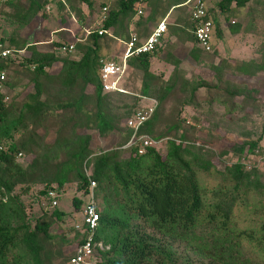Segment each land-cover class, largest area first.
Masks as SVG:
<instances>
[{"label":"trees","instance_id":"trees-1","mask_svg":"<svg viewBox=\"0 0 264 264\" xmlns=\"http://www.w3.org/2000/svg\"><path fill=\"white\" fill-rule=\"evenodd\" d=\"M140 1L113 0L92 7L91 0H14L0 9V20L10 29L0 35V72L6 74L0 88V264L68 263L82 242L77 222L68 256L62 248L69 242L51 231L65 214L55 209L32 222L25 197L41 187L37 195L49 199L50 192L72 184L80 193L71 200L79 217L91 192L98 203L94 242L102 249L95 248L92 264H181L173 243L184 244L201 264H264V173L254 166L247 169L238 159L253 154L261 137L231 146L227 154L236 159L221 170L212 163L211 151L189 140L190 127L182 117L186 108L211 115L216 105L227 117L249 104L256 111L259 89L248 81L264 73V50L259 61L246 58L236 66L221 60L214 49L205 52L192 35L194 68L214 58L215 83L188 78L177 62L163 80L151 73L149 53L128 61L142 74L139 90L104 92L99 69L106 35L98 30L107 31L119 14L132 13ZM79 3L90 13L108 5L102 27L85 38L70 42L59 32L44 47L27 32L46 27L55 9L62 23L73 14L82 28ZM238 9L245 10L244 18L232 23ZM261 11L264 0H217L208 9L213 23L217 12L228 26L246 31ZM220 32L216 28L218 38ZM71 43L72 51L61 50ZM3 51L9 54L1 57ZM55 63L60 69L50 75L46 69ZM231 66L232 77L225 72ZM230 78H239V84ZM143 97L155 99L157 107L139 134L164 140V148L139 155L136 148L122 147L131 135L126 121L149 104ZM19 154L31 159L21 164ZM200 173L214 177L216 184L203 185ZM238 210L251 214L243 227L237 222Z\"/></svg>","mask_w":264,"mask_h":264},{"label":"rangeland","instance_id":"rangeland-1","mask_svg":"<svg viewBox=\"0 0 264 264\" xmlns=\"http://www.w3.org/2000/svg\"><path fill=\"white\" fill-rule=\"evenodd\" d=\"M101 9L99 5L96 7V10L91 13V22H96V25L93 26V29L99 28V24L97 20L101 16ZM261 14L256 17L255 26L252 27L249 31L250 34V48L248 51V59H257L258 61L261 59L262 52L264 50V11L260 12ZM45 26V25H44ZM53 31L57 28L55 24H49L47 27L38 29L30 30L28 29L27 32L29 35L31 34L34 38L42 45L48 46L49 42L45 43V39L49 34L45 32L44 29ZM246 29H244V32ZM10 29L4 22V20H0V35L5 36L6 33H9ZM219 39H217L216 33H213V49L217 51L218 56V45ZM217 61V60H216ZM215 62L214 58H207V60L199 65L197 68L194 66L191 69H188L187 74L188 78H201L208 83H215L216 76L212 71L213 63ZM236 62V66H237ZM234 71V67L231 66L225 72L229 76H233L231 73ZM225 74V73H224ZM224 78V77H223ZM232 81H229L233 84H239V78H230ZM246 80L245 78H243ZM228 82V80H224ZM236 81V82H233ZM132 82V78H127L125 80V86L128 90H134V87L130 85ZM251 87H256L259 89L257 95H254L255 99L261 103V106L256 111H251L252 105L249 104L248 107L244 108V111H235L233 115L227 117L222 112V107L215 106V110L211 115L206 114L204 109H194V108H186L182 112V117L186 121L185 126L190 127V132H188L189 140L196 145H201L204 148L208 149L212 152V163L218 168L223 169L226 165L231 164L235 161L236 158L232 157L231 154H227V151L231 146L234 144H241L244 140H256L261 137V140L258 144V147L255 149L254 153L251 155H246L239 157L241 162L245 164L247 169L251 167H256L259 171L264 173V73L262 72L258 76L250 79L248 81ZM221 87L223 88L224 85L222 84ZM214 98L215 103H219V99ZM239 102L240 99H237ZM115 144L117 141L114 139ZM112 144V145H113ZM164 144L162 143L159 146V149H163ZM19 162L21 164H26L29 162L31 157L25 156H18ZM89 171H87V175ZM199 178L203 185L213 186L216 184V180L212 176H208L205 174L200 173ZM66 190L61 191H54L55 198H45L39 197L37 193L41 189V187L33 188L32 194L25 197L26 205L28 208V215L32 222L35 221L37 217L44 213H51L53 210L57 209L63 212L65 215L64 217L59 220L55 221L54 225L51 229L52 235H59L63 236L65 241L69 243L64 246L62 249L70 256L74 249V239H73V227L76 222L79 221L80 217L78 213L74 212V208L72 207V198L76 195L80 196V193L77 194L76 185L72 184L66 186ZM84 204L88 202V198L84 197ZM94 200V199H93ZM55 201L57 204L52 205V202ZM95 204L97 203L94 200ZM98 204V203H97ZM238 210L236 211L238 217L237 222L239 227H243L245 225V219L249 218L251 215L248 211ZM73 243V244H72ZM173 247L175 248L177 254L180 256L181 264H201V262L195 261L192 259L193 254L188 251L182 243H173ZM98 248V247H97ZM190 258L188 263L184 262L185 259ZM192 259V261H190Z\"/></svg>","mask_w":264,"mask_h":264},{"label":"crops","instance_id":"crops-1","mask_svg":"<svg viewBox=\"0 0 264 264\" xmlns=\"http://www.w3.org/2000/svg\"><path fill=\"white\" fill-rule=\"evenodd\" d=\"M95 7L100 2H108L112 4L113 0H91ZM147 0V3L142 11V14L138 15L136 7L132 13L119 14L113 20L114 25L107 30V34L101 42V54L103 56L104 63H119L123 54L124 43L129 39L131 34H136L140 41H144L157 24L161 21H165L167 25V31L160 41V44L156 50L151 54L150 71L154 75L161 76L163 80L172 73L175 62L178 63V68L187 72L191 69L195 62L189 56V53L194 46L193 44V31L192 21L190 19V3L187 0ZM217 0H211L209 2V9L212 8ZM78 8L84 15V25L82 28L79 26L75 16L71 14V19L62 23L61 15L53 10V16L51 24L57 25L53 31L44 29L49 35L46 36L45 43L57 39V34L60 32L62 35L70 40H79L86 37L85 32L87 30H93V26L96 22H91V9L87 7L85 3H79ZM244 9H238L233 13L232 23L244 18ZM217 22H214V32L216 28L221 30V34L218 43L219 58L221 60H229L232 65L237 61H241L248 57V51L250 48V34L249 31L242 29H236L235 27L228 26L227 22L215 12L213 16ZM99 28L101 27L100 18L97 20ZM44 23L46 27L50 24ZM40 44V43H39ZM72 44V43H71ZM42 45V44H40ZM46 45V44H45ZM42 45L44 47H48ZM132 60V58H130ZM127 60V70L125 76L120 81V86L127 92L132 93L139 90L142 74L140 71L132 66V61ZM60 63H55L52 67L46 70L50 75H56L60 69ZM187 76V74L185 75ZM132 78L134 90H128L125 86V80ZM152 99V98H149Z\"/></svg>","mask_w":264,"mask_h":264},{"label":"built area","instance_id":"built-area-1","mask_svg":"<svg viewBox=\"0 0 264 264\" xmlns=\"http://www.w3.org/2000/svg\"><path fill=\"white\" fill-rule=\"evenodd\" d=\"M14 0H0V9ZM109 1V0H105ZM211 0H189L190 3V19L195 24L193 35L200 46L205 52H211L213 49V33L214 23L208 13L209 2ZM147 3V0H141L136 4L137 14H142V11ZM48 9V7H47ZM108 12V5L105 4L101 9L100 22L103 23L106 20ZM102 27V26H101ZM167 31V25L165 21H161L153 29L150 35L144 40L140 41L136 34H131L129 39L124 43L123 54L119 63H104L99 69V76L101 80L102 90L104 92H121L127 93L121 86L120 81L125 76L127 70V60L143 54L153 53L160 41L164 37ZM91 33V30L85 32L86 36ZM107 34L106 30L99 29L98 35ZM74 45L63 46L62 51L70 52L73 50ZM9 51H3L1 57H6ZM6 80V74L0 72V88L2 83ZM149 104L142 110L135 112L127 121L126 126L131 130L130 138L125 146L122 148H136L139 155L144 154L149 148L159 147L164 140H156L148 135L139 134L140 128L146 123L153 115L157 101L155 99L144 98ZM19 157L22 154L18 155ZM95 186L94 182H90L91 191ZM51 198L55 197L54 192H50ZM90 200L82 210L81 217L76 224V228L79 229L82 238L74 250V254L70 257L67 264H92V259L95 255V248L102 249L100 243L94 242V234L97 228L99 215L96 210V205L93 200V193H90ZM52 205H56L53 201Z\"/></svg>","mask_w":264,"mask_h":264}]
</instances>
